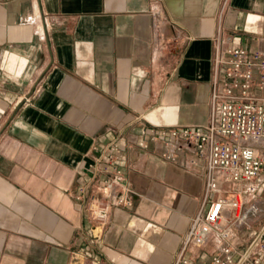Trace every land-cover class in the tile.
<instances>
[{
	"label": "crops",
	"instance_id": "obj_1",
	"mask_svg": "<svg viewBox=\"0 0 264 264\" xmlns=\"http://www.w3.org/2000/svg\"><path fill=\"white\" fill-rule=\"evenodd\" d=\"M217 39L264 48V0H0V264H174L205 208L192 153L142 150L150 131L134 124L121 140L134 207L97 228L75 196L132 117L153 129L211 122ZM255 202L249 230L232 226L247 241L263 229L264 190Z\"/></svg>",
	"mask_w": 264,
	"mask_h": 264
},
{
	"label": "built area",
	"instance_id": "obj_2",
	"mask_svg": "<svg viewBox=\"0 0 264 264\" xmlns=\"http://www.w3.org/2000/svg\"><path fill=\"white\" fill-rule=\"evenodd\" d=\"M214 69L219 89L213 99L220 105L209 124L153 129L143 117H132L112 132L86 167L90 179L75 198L97 228L108 224L115 207H134L136 193L121 140L126 129L139 124L150 131L148 142L139 144L142 150L160 144L162 156L172 162L189 152L193 164L202 162L205 170V208L192 218L174 264H264V226L249 241L246 233L237 235L232 229L239 224L249 230V219L260 212L255 199L264 190V48L232 47L217 39ZM221 182L232 184L235 198H229ZM246 204L247 209L235 215ZM209 244L217 245L215 253L193 257V248Z\"/></svg>",
	"mask_w": 264,
	"mask_h": 264
}]
</instances>
